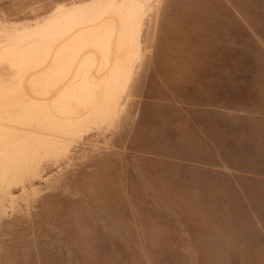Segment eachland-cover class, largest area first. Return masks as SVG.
Masks as SVG:
<instances>
[{
	"label": "rangeland",
	"instance_id": "1",
	"mask_svg": "<svg viewBox=\"0 0 264 264\" xmlns=\"http://www.w3.org/2000/svg\"><path fill=\"white\" fill-rule=\"evenodd\" d=\"M156 3L118 119L0 189V264H264V0Z\"/></svg>",
	"mask_w": 264,
	"mask_h": 264
},
{
	"label": "bare ground",
	"instance_id": "2",
	"mask_svg": "<svg viewBox=\"0 0 264 264\" xmlns=\"http://www.w3.org/2000/svg\"><path fill=\"white\" fill-rule=\"evenodd\" d=\"M154 1L75 0L0 20V189L118 119L156 27Z\"/></svg>",
	"mask_w": 264,
	"mask_h": 264
}]
</instances>
